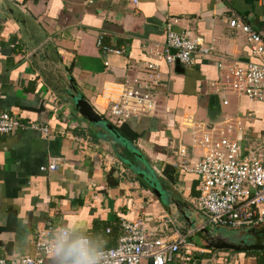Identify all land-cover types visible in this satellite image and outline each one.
<instances>
[{
	"label": "crops",
	"instance_id": "0c3cea01",
	"mask_svg": "<svg viewBox=\"0 0 264 264\" xmlns=\"http://www.w3.org/2000/svg\"><path fill=\"white\" fill-rule=\"evenodd\" d=\"M233 11L264 35L259 0H0V108L50 128L46 138L34 129L0 136V256L33 255L36 231L48 222L53 228L73 223L105 248L117 245L122 221L143 219L154 237L183 235L191 244L188 261L176 254L170 264H264L259 253L195 244L190 238L205 221L194 223L196 232L187 221L178 224L174 206L166 207L131 171L133 165L145 167L143 157L167 200L170 195L187 204L193 222L198 178L172 163L178 144L189 143L187 120H240L244 128L235 137L244 150L245 136H264V101L215 92L227 65L260 62L250 53L247 35L229 26ZM168 26L202 38L212 50L197 54L189 66L160 61L156 83L146 64L151 48L164 46ZM99 37L112 51L98 47ZM138 85L154 97V113L121 122L110 117L108 91ZM74 95L111 128L85 120ZM122 124L124 133L115 128ZM131 151L139 154L136 160ZM53 159L57 168L50 170ZM46 261L54 263L51 256Z\"/></svg>",
	"mask_w": 264,
	"mask_h": 264
},
{
	"label": "built area",
	"instance_id": "2783aa9c",
	"mask_svg": "<svg viewBox=\"0 0 264 264\" xmlns=\"http://www.w3.org/2000/svg\"><path fill=\"white\" fill-rule=\"evenodd\" d=\"M259 1L264 3V0ZM228 24L247 35L250 53L260 62L227 65L224 80L215 85V92L223 96L229 93L252 101H264V35L234 11ZM97 45L112 51L102 45L101 37ZM151 49L152 60L146 65L150 77L158 83L160 61L189 66L195 62L197 54L206 56L212 47L200 37L177 32L168 26L162 49L157 45ZM108 94L105 95L108 98L106 112L120 122L132 116L152 114L157 107L150 92L139 85L123 86L120 91H108ZM222 98V103L226 104L227 100ZM186 125L191 131L189 143L178 144L173 151L176 160L172 163L177 167V161L182 160L183 164L187 161L188 165L181 169L198 178V195L191 202L193 207L204 215L207 223L217 226L243 228L264 224V136L244 150L235 137L244 128L240 120L225 118L211 125L187 120ZM25 129L38 130L43 138L50 133L46 124L26 123L16 112L0 108V136ZM47 168L56 169L57 161L50 160ZM53 229L48 222L36 231L33 255L16 253L9 257L0 256V264H54L46 261L51 256L46 245ZM122 230L117 245L104 248V264H139L144 258H150L151 264H170L176 254L183 261H188L192 254V246L185 236L154 237L144 228L143 219L122 221Z\"/></svg>",
	"mask_w": 264,
	"mask_h": 264
},
{
	"label": "water",
	"instance_id": "95a60500",
	"mask_svg": "<svg viewBox=\"0 0 264 264\" xmlns=\"http://www.w3.org/2000/svg\"><path fill=\"white\" fill-rule=\"evenodd\" d=\"M74 106L79 114L88 122L104 124L105 127L111 128L109 124L105 122L101 115H99L90 103L79 95L72 96ZM218 105V96H211V103ZM135 160L139 157L136 151H131ZM142 163L145 160L142 157ZM134 166V165H133ZM132 166V169L136 171V174L146 181L151 186L152 191L157 195L159 201L164 203L166 207L170 208L171 205L174 206L175 211L189 223V227H193L196 232L195 220L192 222L188 215L186 214L187 204H183L179 199H173L170 195L169 199L166 198V191L161 187L159 181L156 179L155 171L146 162L144 168L139 169L138 166ZM170 202V204L168 203ZM223 228V229H222ZM199 239L204 242L209 248L217 250H231L236 252H246V251H262L264 250V224L243 227V228H228L218 226L215 228L204 226L198 230Z\"/></svg>",
	"mask_w": 264,
	"mask_h": 264
},
{
	"label": "clouds",
	"instance_id": "9594fccd",
	"mask_svg": "<svg viewBox=\"0 0 264 264\" xmlns=\"http://www.w3.org/2000/svg\"><path fill=\"white\" fill-rule=\"evenodd\" d=\"M54 264H104L105 251L93 235L73 223L56 226L46 245Z\"/></svg>",
	"mask_w": 264,
	"mask_h": 264
},
{
	"label": "rangeland",
	"instance_id": "374dc122",
	"mask_svg": "<svg viewBox=\"0 0 264 264\" xmlns=\"http://www.w3.org/2000/svg\"><path fill=\"white\" fill-rule=\"evenodd\" d=\"M244 140H245V144L247 147H250V146H253L257 143V139H249L248 136H245L244 137ZM130 159L132 160L133 162V157H130ZM177 163V167L179 168H182L184 165H188L187 161H184V164L182 163V160H179L176 162ZM145 164V162H144ZM157 166H159V164H157ZM134 167V166H133ZM150 167L152 168V165H150ZM176 168V167H175ZM178 169V168H176ZM131 171H134L131 170ZM156 174V173H155ZM155 177V176H154ZM176 210V209H174ZM173 214L175 215L174 217H176V222H178V224L184 226L186 225V222L185 220L183 219V217L178 213V211H174ZM204 215L202 213H200L199 211L195 214V217H196V220H195V223H203L205 221V224L206 226H209V227H212V228H215V227H218L217 225H214V224H209L206 222V219L203 217ZM223 229V228H222ZM190 240H192L195 244H199L200 243V239H199V236L197 234H192Z\"/></svg>",
	"mask_w": 264,
	"mask_h": 264
},
{
	"label": "trees",
	"instance_id": "16d2710c",
	"mask_svg": "<svg viewBox=\"0 0 264 264\" xmlns=\"http://www.w3.org/2000/svg\"><path fill=\"white\" fill-rule=\"evenodd\" d=\"M115 127V126H114ZM117 130H119V132H121V133H124V131H123V129L125 128V124H122L120 127H115ZM133 136L134 137H136V135L135 134H133ZM132 137V136H131ZM133 138V137H132ZM165 173L167 174V176H169V177H172V175L170 174V172L172 171L171 169H169V168H166L165 170ZM108 247H112V246H107V247H105V248H108ZM247 252V251H246ZM259 253V254H261L262 255V257H263V259H264V250H262V251H254V250H251V251H248V253Z\"/></svg>",
	"mask_w": 264,
	"mask_h": 264
}]
</instances>
